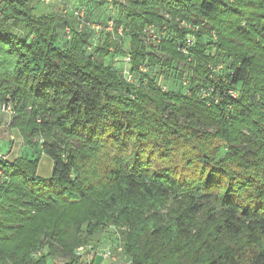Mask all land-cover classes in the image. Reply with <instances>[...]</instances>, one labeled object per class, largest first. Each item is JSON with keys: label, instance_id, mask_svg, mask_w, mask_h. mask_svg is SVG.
Listing matches in <instances>:
<instances>
[{"label": "trees", "instance_id": "trees-1", "mask_svg": "<svg viewBox=\"0 0 264 264\" xmlns=\"http://www.w3.org/2000/svg\"><path fill=\"white\" fill-rule=\"evenodd\" d=\"M71 2L0 0V264H264V0Z\"/></svg>", "mask_w": 264, "mask_h": 264}, {"label": "rangeland", "instance_id": "rangeland-1", "mask_svg": "<svg viewBox=\"0 0 264 264\" xmlns=\"http://www.w3.org/2000/svg\"><path fill=\"white\" fill-rule=\"evenodd\" d=\"M55 2V1H54ZM49 6L45 8L43 5H35L37 8H40V11L44 12H57V6L52 5V3ZM85 2V1H84ZM86 3V2H85ZM74 4H76V0H72L71 3H68V6L70 8L74 7ZM34 5V3H33ZM114 8V7H113ZM38 11V10H37ZM104 8L102 7L101 9H95L90 7L89 9V20L91 21H98L102 14H103ZM118 11V8H114V13ZM120 60V59H117ZM108 59H105L104 63L105 65L108 64ZM116 65H120L123 63H114ZM5 103L0 105V117L2 118V123L6 120H8V117L10 116L11 113V107H7L4 105ZM2 127V126H1ZM13 137H10V139ZM224 150L222 149L219 153V157L224 156ZM40 167V166H39ZM117 231L114 230L113 228H106L101 231V233H98L91 239V243L87 245L86 248H94L95 251H97L98 256L96 257L97 259L100 258V264H130L129 258L127 256H123L122 252L117 250V244H118V234L116 233ZM116 242V243H115ZM109 252L110 255L107 257L104 256L105 253Z\"/></svg>", "mask_w": 264, "mask_h": 264}, {"label": "built area", "instance_id": "built-area-1", "mask_svg": "<svg viewBox=\"0 0 264 264\" xmlns=\"http://www.w3.org/2000/svg\"><path fill=\"white\" fill-rule=\"evenodd\" d=\"M43 1L46 2V3H48L50 0H43ZM75 14H77L79 17L82 16V13L81 12H77ZM181 26L187 28V26L185 24H181ZM110 27L111 26L109 25V28H107V30H110ZM95 29L98 30L99 27H96ZM144 32H145V34H147L146 39L147 40H150L149 42L151 44H157V43H159L161 41V39L163 37H165V35L163 33H160L157 29H155L154 26H148V27H146V29L144 30ZM192 44H193V38L190 37V36L187 37V40L185 41V45L187 47H191ZM182 52L186 53L185 50H182ZM122 62H123L124 65H127L129 63L128 56L123 57L122 58ZM139 70L141 72H145L146 71V69L143 68V66H140L139 67ZM124 76H125V78H126V80L128 82H133V80H134L133 77L134 76L131 73L128 74L127 71H124ZM157 84L162 88L163 91H166V87H164V85L162 83V78H159L157 80ZM186 84H187V82H185V80L183 79L182 80V85L185 86ZM199 95L201 96V98H207L208 97V89L201 88L200 91H199ZM77 251H78L79 254H82V255L84 253H86L87 256H86V263L85 264H92V262L94 261V259L98 256L97 251L92 250L90 248L89 249L88 248H84V249L83 248H79ZM108 255H110L109 252H107V253L104 254L105 257H107Z\"/></svg>", "mask_w": 264, "mask_h": 264}, {"label": "crops", "instance_id": "crops-1", "mask_svg": "<svg viewBox=\"0 0 264 264\" xmlns=\"http://www.w3.org/2000/svg\"><path fill=\"white\" fill-rule=\"evenodd\" d=\"M8 134L11 135V137H13V138H11L12 141L10 143L9 148L6 149V142L5 141L8 140V137H9ZM8 134L1 131V133H0V150H2L1 155L3 156V158L6 161L13 162L24 151L23 150V141H22V138H21L19 132L16 129L10 130L8 132ZM52 166H53L52 161L48 157L41 155L40 159H39L38 166H37V171H36L37 176L41 177V178H48L52 173ZM100 261L101 260L98 259V264H100Z\"/></svg>", "mask_w": 264, "mask_h": 264}]
</instances>
